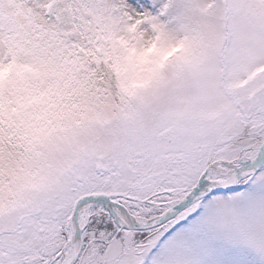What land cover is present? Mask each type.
Masks as SVG:
<instances>
[{
	"label": "snow or ice",
	"instance_id": "snow-or-ice-1",
	"mask_svg": "<svg viewBox=\"0 0 264 264\" xmlns=\"http://www.w3.org/2000/svg\"><path fill=\"white\" fill-rule=\"evenodd\" d=\"M0 264H264V0H0Z\"/></svg>",
	"mask_w": 264,
	"mask_h": 264
}]
</instances>
